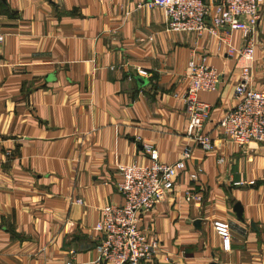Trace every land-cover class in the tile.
Instances as JSON below:
<instances>
[{
  "label": "crops",
  "instance_id": "1",
  "mask_svg": "<svg viewBox=\"0 0 264 264\" xmlns=\"http://www.w3.org/2000/svg\"><path fill=\"white\" fill-rule=\"evenodd\" d=\"M145 1L0 0V264H95L102 209L123 204L119 167L150 164L146 146L173 164L188 145L174 190L142 217L160 246L142 264H264V144L239 147L219 125L246 61L208 33L168 32ZM229 40L244 46L241 33ZM257 43L252 87L264 91V6ZM192 60L222 75L199 95L210 153L188 135ZM216 221L230 226L229 251Z\"/></svg>",
  "mask_w": 264,
  "mask_h": 264
},
{
  "label": "built area",
  "instance_id": "2",
  "mask_svg": "<svg viewBox=\"0 0 264 264\" xmlns=\"http://www.w3.org/2000/svg\"><path fill=\"white\" fill-rule=\"evenodd\" d=\"M264 0H220L210 5L204 0H147L138 9H161L165 15L167 31L219 38L228 47V55H239L246 61L241 78L235 88L237 104L220 121L228 139L239 147L251 143L264 144V91L252 87V67L255 62L257 29ZM241 33L244 46L235 49L230 43L233 33ZM4 38L0 35V42ZM140 75L146 72L139 70ZM222 75L206 63L192 60L186 74L187 90L183 95L188 117V135L207 153L214 150L212 138L203 128L212 117V106L199 99L202 92H215ZM151 163L120 166L121 180L117 184L123 198L120 206L109 205L102 209V219L95 230L103 239L98 246L95 264H142L154 258L160 249L157 240L148 237L140 228L142 217L152 213L174 190L175 180L193 157L192 146H186L181 158L168 164L160 161L157 150L146 146ZM224 160L221 159L220 162ZM192 180L198 174L191 175ZM200 196L188 195L187 201L201 203ZM214 231L222 239L223 249L229 251L232 234L227 222L213 223ZM73 255L74 252H71ZM69 264H72L71 262Z\"/></svg>",
  "mask_w": 264,
  "mask_h": 264
},
{
  "label": "water",
  "instance_id": "3",
  "mask_svg": "<svg viewBox=\"0 0 264 264\" xmlns=\"http://www.w3.org/2000/svg\"><path fill=\"white\" fill-rule=\"evenodd\" d=\"M237 212L239 213V216H241V213H242V208L241 206H237L236 208ZM201 225V221L200 220H197L196 221V226H200Z\"/></svg>",
  "mask_w": 264,
  "mask_h": 264
}]
</instances>
